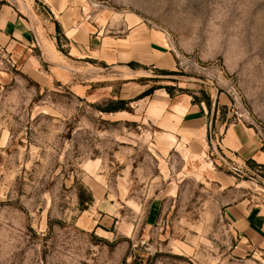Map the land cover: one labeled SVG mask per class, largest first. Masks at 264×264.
<instances>
[{
	"label": "rangeland",
	"instance_id": "1",
	"mask_svg": "<svg viewBox=\"0 0 264 264\" xmlns=\"http://www.w3.org/2000/svg\"><path fill=\"white\" fill-rule=\"evenodd\" d=\"M41 1L0 0L45 42L0 46V264H264L224 214L264 200V0H76L94 41L145 31L174 59L171 75L82 59ZM158 86L241 124L261 160L228 159L212 128L200 166L181 146L161 158L132 116ZM118 101L123 114L105 112ZM217 170L231 187L208 179Z\"/></svg>",
	"mask_w": 264,
	"mask_h": 264
},
{
	"label": "crops",
	"instance_id": "2",
	"mask_svg": "<svg viewBox=\"0 0 264 264\" xmlns=\"http://www.w3.org/2000/svg\"><path fill=\"white\" fill-rule=\"evenodd\" d=\"M41 2L49 9L51 18L52 16L55 18V25L57 22L63 27L65 37L71 43L72 51L79 53L82 59L88 57L86 54L88 51L105 53V57L101 59L104 62L103 65L120 64L125 65L123 67H131L130 64L135 63L141 67H153L169 72L175 65V61L169 53L163 52L159 45L158 48L154 47V44L157 43L153 38L145 36L148 34L145 31H140L143 37L138 40L134 39V31H132L127 36L128 39L124 45L116 43L112 46L110 42L106 40L102 42L98 38L94 41L88 29L83 23H80L82 17L77 18L83 12L81 13L80 7H75L76 0H42ZM50 42L49 49L56 53L55 42L52 40ZM93 42H95V46L91 49ZM30 44H33L31 46L35 44L43 46L45 44L44 37L32 31L27 22L19 20L17 14L9 6H2L0 10V46L13 47ZM57 67L60 72L57 74L59 80L64 84L70 83V74L63 71V69L67 70V67L61 65ZM69 72L73 74L74 71L71 69ZM47 84L49 85V82ZM149 88L140 92H146ZM90 89V85L81 87L79 92L86 97L91 93ZM123 91L127 93L128 89ZM132 107L135 111V115L132 116L139 118L141 126L145 128L146 133H149L153 145L159 146L158 153L161 158H169L171 153L178 152L177 148L181 146L185 153L184 159L182 158L185 164L189 166L191 162L198 160L200 166V159L206 155L209 139H212V128L217 143L221 142L220 146L228 159L235 158L241 162L255 158L261 160L260 155L254 157L256 149L252 137L241 124H228L218 116L212 121L209 117V109L202 104L194 103L190 97L172 99L166 90H155L152 95L135 101ZM123 112L119 111L117 114H123ZM134 120L137 122V119ZM210 164L212 163L210 162ZM207 177L210 181L217 182L222 188L231 187L233 184V178L224 175L220 170L209 172ZM257 200L255 202L248 198H241L237 202L229 204L224 214L228 226L231 228V235L239 239L240 247L257 245L264 251V200Z\"/></svg>",
	"mask_w": 264,
	"mask_h": 264
},
{
	"label": "trees",
	"instance_id": "3",
	"mask_svg": "<svg viewBox=\"0 0 264 264\" xmlns=\"http://www.w3.org/2000/svg\"><path fill=\"white\" fill-rule=\"evenodd\" d=\"M3 5H4V3H0V10H1V7ZM56 25H57V28H59L57 23H56ZM130 66L134 67V66H137V65L135 63H131ZM160 73L161 74H166V75L174 74V73L167 72V71H160ZM158 89H165L167 91V93L172 96V92H171V89L169 87L158 86V87H153V88L147 90L141 97L144 98V97L150 96V95H152L155 92V90H158ZM117 103L120 104L121 107L111 108V109H108L105 112H118L120 110H126L125 109V105L127 104L126 101H118Z\"/></svg>",
	"mask_w": 264,
	"mask_h": 264
}]
</instances>
